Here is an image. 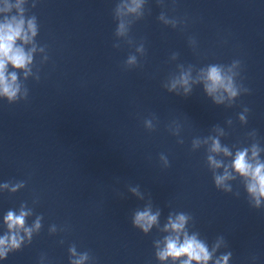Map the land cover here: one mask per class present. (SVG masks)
<instances>
[{
    "label": "water",
    "instance_id": "95a60500",
    "mask_svg": "<svg viewBox=\"0 0 264 264\" xmlns=\"http://www.w3.org/2000/svg\"><path fill=\"white\" fill-rule=\"evenodd\" d=\"M31 3L28 14L40 26L36 43L49 60L34 54L40 79L25 81L27 100L0 101V183L25 182L16 192L0 191V220L22 203L33 211L27 225L42 216L40 231L18 253L33 264H68L75 246L93 264H158L152 242L164 234L153 228L144 235L131 223L150 202L161 211V226L169 212L187 213L189 231L210 247L224 237L219 251H232V264H264V208L251 206L239 177L228 182L231 192L217 190L207 146L191 149L194 138L215 135L217 126L233 151L254 142L264 149V0H145L142 16L124 18L123 37L115 34L121 0ZM140 45L143 53L136 52ZM132 54L138 63L125 68ZM233 59L241 60L250 92L231 105L214 104L199 84L187 97L164 87L181 65L195 76ZM243 106L250 109L246 125L237 118ZM145 118L154 131L144 128ZM176 129L183 144L171 134Z\"/></svg>",
    "mask_w": 264,
    "mask_h": 264
},
{
    "label": "clouds",
    "instance_id": "9594fccd",
    "mask_svg": "<svg viewBox=\"0 0 264 264\" xmlns=\"http://www.w3.org/2000/svg\"><path fill=\"white\" fill-rule=\"evenodd\" d=\"M38 2L39 0H32L31 6L36 7ZM28 3L29 0H0V101L8 104L27 100L29 89L25 81L29 77L39 81V74L33 72L34 54H44L42 63L49 60L45 48L37 46L36 37L39 35L40 26L37 17L28 14ZM144 4L145 0H121L115 10L118 20L115 29L117 37L126 36L128 32V23L124 18L130 15L137 18L142 16ZM158 18L173 28L178 22L176 19L166 18L163 13ZM113 47H119L118 43ZM143 51V45L136 49L137 53ZM137 63V56L132 54L124 61V66L132 68ZM241 68V60L233 59L228 64L210 63L199 68L193 76L192 66L184 68L181 65L179 74L173 76L164 87L170 93L187 97L192 93L193 85L199 84L214 104L231 105L238 97L250 92L242 82ZM237 77H240L239 82ZM249 111L247 106H243V110L237 114L241 125L247 124ZM227 123L231 125L232 121L228 120ZM143 125L148 131H154L157 127L152 118H145ZM214 132L215 135L202 139L194 138L191 149L195 151L202 145L207 146V165L212 172L215 188L226 193L231 192L232 186L228 182L239 177L244 182L251 206L255 209L264 208V158H261L264 149L254 142L233 151L221 143L224 129L217 126ZM171 134L177 137L178 144L184 143L179 129L173 130ZM250 135H255V129ZM218 156L229 160L225 162L224 159H218ZM159 162L164 168L169 167V159L164 153H160ZM221 168L223 171L219 173L217 170ZM24 187V181L14 184L8 181L0 183V191L16 192ZM129 191L139 199L144 198L139 187H132ZM32 214V209L23 203L18 210L9 209L4 213L0 220V226L4 229L3 234H0V264H3L10 253L18 252L26 244H30L33 234L40 231L42 216L38 215L31 225L26 224L27 218ZM160 216V209L153 210L149 202L142 209L135 210L131 217L132 226L144 235L149 234L153 228L164 234L152 242L158 264H232V251H219L222 246L226 247L224 237H219L210 247L198 232L189 231L191 217L187 213L169 212L162 226ZM55 231L56 226H50L49 232ZM68 253V264H93V257L88 251L78 252L75 246H71Z\"/></svg>",
    "mask_w": 264,
    "mask_h": 264
}]
</instances>
